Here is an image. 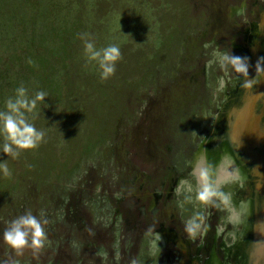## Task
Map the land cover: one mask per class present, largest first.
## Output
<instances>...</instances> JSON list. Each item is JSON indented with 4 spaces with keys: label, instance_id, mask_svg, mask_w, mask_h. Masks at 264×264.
I'll use <instances>...</instances> for the list:
<instances>
[{
    "label": "rangeland",
    "instance_id": "obj_1",
    "mask_svg": "<svg viewBox=\"0 0 264 264\" xmlns=\"http://www.w3.org/2000/svg\"><path fill=\"white\" fill-rule=\"evenodd\" d=\"M99 3L103 9L105 3ZM70 4L0 0V111L6 110L15 86L25 87L29 97L46 91L45 101L26 113L45 132V143L72 140L75 131L88 126L104 134L101 125L112 130L113 140L94 146L70 176L65 170L60 178L54 173L44 180L29 178L22 191L0 193V264H191L194 258L203 264L211 250L225 264L222 255L228 248L227 257L241 263L244 212L239 206L253 197L252 186L254 217L264 227V73H255L257 60L264 57V0H116L127 24L132 20L135 28L143 26L139 40L151 48L159 29L164 45L153 69L137 86L122 91L102 81L96 70L77 72L74 91H69L66 70L59 77V101L51 88L57 83L51 69L71 39L62 27L69 20L62 11ZM133 12L137 15L130 17ZM36 19L40 31L34 32ZM217 53L249 57V78L256 83L243 87V78L221 69ZM221 81L225 87L218 91ZM244 105L251 112V134L248 142L241 141L238 157L246 168V189L226 184L222 191L231 194L228 204H200L194 192L184 191L187 183L195 187L191 173L198 145L210 133L221 135L232 111ZM117 106L123 113L117 114ZM28 210L38 218L41 210L45 213L47 239L38 253L26 247L17 255L3 232ZM231 211L239 213V220L230 219ZM196 214L210 228L192 240L185 224ZM251 248L247 251L256 244L251 242Z\"/></svg>",
    "mask_w": 264,
    "mask_h": 264
},
{
    "label": "trees",
    "instance_id": "obj_2",
    "mask_svg": "<svg viewBox=\"0 0 264 264\" xmlns=\"http://www.w3.org/2000/svg\"><path fill=\"white\" fill-rule=\"evenodd\" d=\"M99 1L100 0H71L69 8H65L62 11V14H66L67 18L74 24H71L69 20L62 24V27H64L71 36V39L68 40L69 42L67 41L64 48H61V52L65 54L64 57L60 58L59 62L54 63L51 69L52 80L57 82L53 83L54 85H52L51 88H53L54 96H58L59 101L62 100L63 95L58 86L59 77L60 75L66 74V70H68L67 75H70L66 84L69 91H74L73 86L76 85L75 81L72 79L79 71L82 73H92L96 70L100 77L98 65L94 61L88 62L84 55V47L79 38V34L89 33L97 49L109 45H116L119 47L121 52V63L116 64L114 75L104 81H109L111 87L120 91H122L124 86H137L138 83L146 79L150 69H153V63L156 61L159 50L164 45V42L159 40L161 33L159 29H157L159 28L158 25L155 27L159 38L152 42L154 46L151 48V46L148 45V41L139 40L142 32H140V29H143V26H137L135 28L134 26H136L137 23L132 20L127 24L124 15L119 12L115 6L116 0H101V4L105 3L103 9L100 8ZM135 15L137 14L133 12L129 16L132 17ZM178 19H180V17ZM33 22H35L34 32L40 31L38 19L33 20ZM75 25L76 28L72 30L71 26L75 27ZM174 28H176V31L174 30L176 33L178 31L177 27ZM156 29L153 30L155 34ZM125 44L129 46L126 51L123 49ZM169 48L172 49V45ZM173 58L174 56L172 55L170 57L171 61H169L167 65L168 68L174 61ZM47 61L51 60L47 58ZM133 62L135 67L131 66ZM16 89L17 87L15 86L12 91L13 95ZM86 89L90 90L87 86ZM80 90L84 91L85 89L80 87ZM134 90H136V88H132V93ZM117 97L118 95L115 96V98ZM134 99V95H131L130 104L132 106L134 105ZM114 112L115 110L113 113ZM120 113H123V111L120 106H117V114ZM129 115H133V112ZM129 115L126 113V116ZM105 120H107V118H104L102 122ZM101 129L107 130L102 134L101 130L91 129V127L88 126L87 130L84 129L85 131H75L74 139H59L56 144H52V142L45 143V141L42 140L37 148L24 150L16 158L5 156L0 152V162L6 160L7 167L11 173L10 176H5L3 172L0 171V193L8 194L12 191H22L29 178H34L37 181L38 179L44 180L46 176L52 173H54L55 177L60 178L65 170L66 176L72 175L78 168L82 157L89 154L94 146L106 140H113V136L110 134L112 130L109 132L108 127H104L103 125H101ZM0 143H2V141H0Z\"/></svg>",
    "mask_w": 264,
    "mask_h": 264
},
{
    "label": "clouds",
    "instance_id": "obj_3",
    "mask_svg": "<svg viewBox=\"0 0 264 264\" xmlns=\"http://www.w3.org/2000/svg\"><path fill=\"white\" fill-rule=\"evenodd\" d=\"M83 43L84 55L88 62H95L100 70L102 81L114 75L116 63L121 59V52L118 46L109 45L100 49L96 48L95 42L89 33L79 34ZM218 63L226 73L232 71L237 74V79L243 78V87L251 88L256 83L255 77L249 78L251 67L249 57L217 53ZM256 75L264 73V57H260L255 64ZM255 75V76H256ZM225 87L224 81L220 82L219 90ZM47 93L38 91L34 96L29 97L25 87L16 89L15 95L6 101V110L0 111V152L12 158L18 157L22 151L35 149L42 142L45 132L37 130L33 123L29 122L26 113H33L38 102H44ZM239 148V147H238ZM0 171L5 176L11 173L7 167V161L0 162ZM195 180V187L187 183L184 191L195 193V201L203 205H216L219 203L228 204L230 194L222 191V186L226 184H238L243 189L244 184L238 169L232 167V161L227 157L221 166L213 167L205 162V158L200 156L191 173ZM180 189H178V192ZM192 196L186 199H192ZM232 219L239 220V213L233 212ZM48 220L45 218L43 210L40 218L33 215L31 210L23 215L11 220L3 232L4 242L15 251L17 255H22L24 249L31 248L33 254L38 253L47 239L45 225ZM210 226L204 222V217L196 214L185 224V231L190 239L195 240L198 235H204Z\"/></svg>",
    "mask_w": 264,
    "mask_h": 264
},
{
    "label": "bare ground",
    "instance_id": "obj_4",
    "mask_svg": "<svg viewBox=\"0 0 264 264\" xmlns=\"http://www.w3.org/2000/svg\"><path fill=\"white\" fill-rule=\"evenodd\" d=\"M225 104H226V101L223 103V106ZM242 107H245V105ZM245 108H240V109L232 111L231 118H228V121L226 123V128L224 129L221 135L213 136V134L210 133V135L207 137V140L201 141V143L198 145V151L195 154L194 165L197 159L200 156H203L205 158V162L211 165L213 169H216L217 167L223 164L224 158L227 157L228 159L232 161V167L239 170L242 182L245 181L247 176L245 174L246 170L244 169L246 168L241 164V161L238 157V154L242 152L241 151V140L236 136L237 133L233 131V128L238 126V120L240 116L242 115V113H244ZM243 189H246L245 184H244ZM252 189H253V197L249 200V202L245 203V205L240 204L239 206L242 212H244L243 214L244 219L241 221L242 226H243L241 241L243 242H241L239 245V248L241 249V252H240L241 260L240 258L237 259V261L240 260L241 263L236 262L237 264H251L252 260H253L252 264H257V263L262 264V259L260 257V260H259V254L257 253L255 249L253 250L254 252L247 251L249 247L251 248V242H252V245H254V243L257 244L258 238H260V236L257 234L258 231L256 229L258 228L259 231H261L260 229H263V227L257 226L259 221L256 220L254 217L255 214L253 213V209H254L253 201H254L256 187L252 186ZM231 214L233 215V211H231ZM230 219L233 222L236 221L232 219V216H230ZM154 239L155 241L159 240L163 242V240L158 236H156ZM228 253H231L229 248L227 249L226 253L224 252L222 255V259H224V263L234 264L231 258L227 257ZM255 256H256V259H255ZM191 264H200V263L198 262L196 258H194V259H191ZM203 264H223V263L217 260V258L215 257L214 251L211 250L208 259Z\"/></svg>",
    "mask_w": 264,
    "mask_h": 264
},
{
    "label": "water",
    "instance_id": "obj_5",
    "mask_svg": "<svg viewBox=\"0 0 264 264\" xmlns=\"http://www.w3.org/2000/svg\"><path fill=\"white\" fill-rule=\"evenodd\" d=\"M250 114H251V112H250L249 108H245L244 113H242V115H241L242 117L240 116V118L238 120V126L233 128V131L237 133L236 136L241 141L243 140L245 142L246 141L248 142L247 138L251 134L250 133L251 130L249 128L250 119H251ZM231 115H232V113L230 114V116ZM253 159L259 161V157L258 156L256 157V155L253 156ZM257 234L260 236V238L257 241L255 250L257 251L258 254H260V256L262 258V262L264 263V227H263L262 231H260L259 233L257 232Z\"/></svg>",
    "mask_w": 264,
    "mask_h": 264
}]
</instances>
